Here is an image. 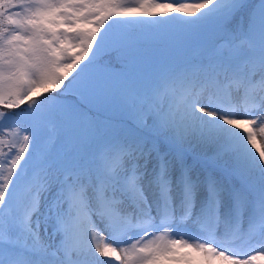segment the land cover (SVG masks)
Instances as JSON below:
<instances>
[{
    "label": "snow or ice",
    "instance_id": "1",
    "mask_svg": "<svg viewBox=\"0 0 264 264\" xmlns=\"http://www.w3.org/2000/svg\"><path fill=\"white\" fill-rule=\"evenodd\" d=\"M0 145V264H264V0H0Z\"/></svg>",
    "mask_w": 264,
    "mask_h": 264
},
{
    "label": "rangeland",
    "instance_id": "2",
    "mask_svg": "<svg viewBox=\"0 0 264 264\" xmlns=\"http://www.w3.org/2000/svg\"><path fill=\"white\" fill-rule=\"evenodd\" d=\"M4 152H6V151H4ZM0 158H3V156L2 155H0ZM173 238H176V237H173ZM191 242V241H190ZM243 246V248H247V247H258V246H256V245H249L245 240H235V241H233L232 242V244H231V246L233 247V246ZM249 248H247L245 251H248L249 252ZM215 260V261H214ZM217 260L216 259H213V264H215V263H217L216 262ZM222 264V263H221Z\"/></svg>",
    "mask_w": 264,
    "mask_h": 264
},
{
    "label": "bare ground",
    "instance_id": "3",
    "mask_svg": "<svg viewBox=\"0 0 264 264\" xmlns=\"http://www.w3.org/2000/svg\"><path fill=\"white\" fill-rule=\"evenodd\" d=\"M231 248H232V250L233 251H236V252H244V253H247L248 251H245L247 248H249V247H247V248H243V246H231ZM250 249V248H249ZM215 261V260H214ZM217 263H215V264H221L222 262L221 261H219V260H217L216 261Z\"/></svg>",
    "mask_w": 264,
    "mask_h": 264
},
{
    "label": "trees",
    "instance_id": "4",
    "mask_svg": "<svg viewBox=\"0 0 264 264\" xmlns=\"http://www.w3.org/2000/svg\"><path fill=\"white\" fill-rule=\"evenodd\" d=\"M0 149H3V151H6V152L8 150L6 145H0ZM2 160H3V158H0V161H2Z\"/></svg>",
    "mask_w": 264,
    "mask_h": 264
}]
</instances>
